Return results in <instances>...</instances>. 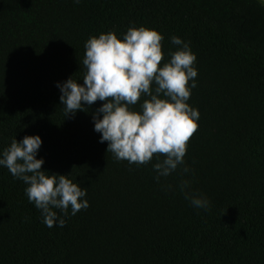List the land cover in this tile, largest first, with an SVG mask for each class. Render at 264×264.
<instances>
[{
  "label": "trees",
  "instance_id": "1",
  "mask_svg": "<svg viewBox=\"0 0 264 264\" xmlns=\"http://www.w3.org/2000/svg\"><path fill=\"white\" fill-rule=\"evenodd\" d=\"M133 25L160 32L162 51L175 50V35L196 56L190 172L159 184L151 162L117 161L99 142L91 113L101 101L64 115L56 87L83 76L89 36ZM35 134L42 170L69 175L89 206L49 228L0 167V264H264L260 1L0 0V149ZM182 178L209 199L207 211L184 199Z\"/></svg>",
  "mask_w": 264,
  "mask_h": 264
},
{
  "label": "clouds",
  "instance_id": "2",
  "mask_svg": "<svg viewBox=\"0 0 264 264\" xmlns=\"http://www.w3.org/2000/svg\"><path fill=\"white\" fill-rule=\"evenodd\" d=\"M163 39L143 25L129 26L119 36L114 30L91 35L83 45V76L56 82L64 115L101 101L91 113L99 142H107V153L117 161L151 162L158 184L174 172H190L184 156L199 119L198 109L188 103L197 83L196 56L189 42L175 35L170 37L175 50L162 51ZM41 144L38 134L19 141L14 137L0 149V167L24 183L27 200L45 226L63 227L66 216L89 206L86 189L69 175L42 170L44 159L37 158ZM190 184L182 178L177 187L193 208L207 211L209 199Z\"/></svg>",
  "mask_w": 264,
  "mask_h": 264
},
{
  "label": "crops",
  "instance_id": "3",
  "mask_svg": "<svg viewBox=\"0 0 264 264\" xmlns=\"http://www.w3.org/2000/svg\"><path fill=\"white\" fill-rule=\"evenodd\" d=\"M258 1H260L262 4H264V0H258Z\"/></svg>",
  "mask_w": 264,
  "mask_h": 264
}]
</instances>
